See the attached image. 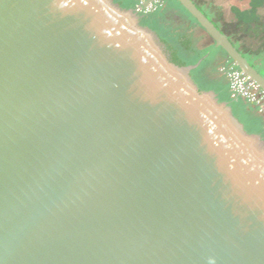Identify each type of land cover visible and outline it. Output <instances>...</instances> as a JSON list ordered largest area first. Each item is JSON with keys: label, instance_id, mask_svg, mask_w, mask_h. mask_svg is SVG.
Returning <instances> with one entry per match:
<instances>
[{"label": "water", "instance_id": "95a60500", "mask_svg": "<svg viewBox=\"0 0 264 264\" xmlns=\"http://www.w3.org/2000/svg\"><path fill=\"white\" fill-rule=\"evenodd\" d=\"M194 67L114 0H0V264H264V140Z\"/></svg>", "mask_w": 264, "mask_h": 264}, {"label": "trees", "instance_id": "16d2710c", "mask_svg": "<svg viewBox=\"0 0 264 264\" xmlns=\"http://www.w3.org/2000/svg\"><path fill=\"white\" fill-rule=\"evenodd\" d=\"M140 0H114L123 9H133ZM156 9L147 14H138L140 25L151 29L164 45L170 60L178 66H195L191 78L201 91H213L219 102L226 103L232 114L243 124L249 134H257L264 140L262 120L255 110L241 99H233L228 81L221 71L239 70L232 60L214 43H201L205 32L196 20L177 0H156ZM264 0H251L249 9H233L236 19L247 26L258 22L257 10ZM222 53L226 61L217 64Z\"/></svg>", "mask_w": 264, "mask_h": 264}, {"label": "crops", "instance_id": "0c3cea01", "mask_svg": "<svg viewBox=\"0 0 264 264\" xmlns=\"http://www.w3.org/2000/svg\"><path fill=\"white\" fill-rule=\"evenodd\" d=\"M196 7L205 15V17L217 27L221 33H223L237 51L249 62L252 61L255 64L254 68L258 70L261 68L264 70V47L261 46L264 41H257L259 48L256 50L248 49L244 45L242 40L243 32L250 34L254 30L255 26L263 21L264 18V4L257 10L258 22L251 24L250 26L240 23L233 9H239L245 11L249 9L251 0H191ZM228 32V33H227ZM201 43H212L209 36L203 32ZM246 35V34H245ZM264 43V42H263ZM226 61L222 53L217 57V64H222ZM251 65V64H250ZM259 73V72H258ZM257 115V114H255ZM258 116V115H257Z\"/></svg>", "mask_w": 264, "mask_h": 264}, {"label": "built area", "instance_id": "2783aa9c", "mask_svg": "<svg viewBox=\"0 0 264 264\" xmlns=\"http://www.w3.org/2000/svg\"><path fill=\"white\" fill-rule=\"evenodd\" d=\"M157 1L148 2V0H140L135 6L134 12L138 14H147L156 9ZM228 84L229 92L233 99H241L249 104L262 120V130L264 134V90L249 77L244 75L240 70H224Z\"/></svg>", "mask_w": 264, "mask_h": 264}, {"label": "rangeland", "instance_id": "374dc122", "mask_svg": "<svg viewBox=\"0 0 264 264\" xmlns=\"http://www.w3.org/2000/svg\"><path fill=\"white\" fill-rule=\"evenodd\" d=\"M228 33V32H227ZM242 34V40L243 43H245V47L248 49H252V50H256L257 48H259V44L257 41L264 40V18L263 21L260 22L259 24H257L254 28L253 31H251V33H247L243 32ZM246 34V35H245ZM259 39V40H258ZM264 42V41H263ZM262 42V45L264 47V43ZM264 60V59H263ZM251 66L254 68L255 64H253V62H250ZM255 69V68H254ZM257 69V68H256ZM255 69V70H256ZM257 72H259V74L264 77V70L261 68H258Z\"/></svg>", "mask_w": 264, "mask_h": 264}]
</instances>
